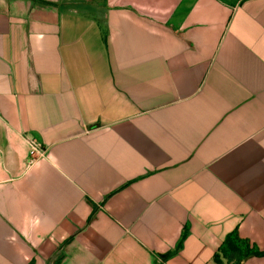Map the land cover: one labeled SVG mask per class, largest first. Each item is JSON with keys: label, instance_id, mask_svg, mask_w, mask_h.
<instances>
[{"label": "crops", "instance_id": "obj_1", "mask_svg": "<svg viewBox=\"0 0 264 264\" xmlns=\"http://www.w3.org/2000/svg\"><path fill=\"white\" fill-rule=\"evenodd\" d=\"M235 230L264 252V0H0V264H237Z\"/></svg>", "mask_w": 264, "mask_h": 264}, {"label": "trees", "instance_id": "obj_2", "mask_svg": "<svg viewBox=\"0 0 264 264\" xmlns=\"http://www.w3.org/2000/svg\"><path fill=\"white\" fill-rule=\"evenodd\" d=\"M235 251L240 254V259L237 264H240L242 260L250 256H263L264 252L258 248L251 247L250 243L247 240L240 238L238 231L235 230L230 233L224 243L220 246L219 250L215 254V260L217 262L222 261V256L225 255L228 251Z\"/></svg>", "mask_w": 264, "mask_h": 264}, {"label": "built area", "instance_id": "obj_3", "mask_svg": "<svg viewBox=\"0 0 264 264\" xmlns=\"http://www.w3.org/2000/svg\"><path fill=\"white\" fill-rule=\"evenodd\" d=\"M30 144H31L33 154H35L37 156H42L45 153V150L43 149L41 144H39L37 141L31 140Z\"/></svg>", "mask_w": 264, "mask_h": 264}]
</instances>
